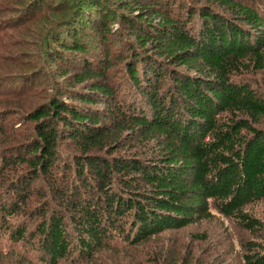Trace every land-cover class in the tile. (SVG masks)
I'll list each match as a JSON object with an SVG mask.
<instances>
[{
	"label": "trees",
	"instance_id": "obj_1",
	"mask_svg": "<svg viewBox=\"0 0 264 264\" xmlns=\"http://www.w3.org/2000/svg\"><path fill=\"white\" fill-rule=\"evenodd\" d=\"M208 1L229 16L211 5L176 14L174 0H157L162 7H148L149 20L132 26L142 47L126 63L137 104L99 82L78 101L53 98L29 111L33 132L12 133L14 162L27 172L0 177L13 186L0 199L4 264H97V254L121 252L114 242L132 246L222 218L253 235L264 231V91L248 76L264 70V7ZM93 4L105 21L114 13ZM92 27L102 43L111 32L99 20ZM83 34L75 28L56 38L54 59L79 58L87 75L96 61L109 80V50L93 56ZM125 132L142 152L117 153ZM64 144L76 152L62 155ZM38 178L59 197L50 211L46 202L29 204ZM241 247L244 264H264V241ZM167 264L176 262L168 257Z\"/></svg>",
	"mask_w": 264,
	"mask_h": 264
},
{
	"label": "rangeland",
	"instance_id": "obj_2",
	"mask_svg": "<svg viewBox=\"0 0 264 264\" xmlns=\"http://www.w3.org/2000/svg\"><path fill=\"white\" fill-rule=\"evenodd\" d=\"M96 1L103 4L106 13L114 12L108 15L106 21L102 13L97 11L98 7L93 4ZM156 1L0 0V177L7 178V175L13 177L17 176V173L27 172L25 165L14 162L13 157L17 156L15 152L17 149L16 144L13 143L15 136L12 133L33 132L34 123L27 118L33 106L48 103L53 98L78 101L80 91H91L94 84L99 82H107L110 86L119 89L121 99L138 103L139 93L134 89L132 80L127 74L126 65L131 50L142 48L135 36L138 31L132 26L140 28L146 17V20H149L151 13L148 7L155 5L162 7ZM174 1L176 6L172 7L176 10V14L179 7L195 11L200 7L211 5L216 11L225 12L229 16L226 9L208 0ZM236 1L264 7V0ZM258 10L264 15V10L260 7ZM96 20L107 23L111 30L103 43L100 35L97 36L96 28L92 27L96 24ZM75 28L80 31L84 29L85 34L82 35L81 41L93 56L102 58L103 51L105 53L109 50L106 62L109 80L99 77L100 74L97 72L101 67L96 61L94 63L96 66L87 68L93 70L95 74L87 75L88 71L79 58L76 61L67 56L62 57L63 59L59 56L58 61L54 59L56 53L53 46L57 44L56 38L66 36V31ZM248 76L255 86L264 91V70L251 72ZM98 104L96 106L98 109H105V103ZM139 141L134 134L123 133L122 146L117 153L142 152V146L138 145ZM72 152L76 151L69 145L62 146V155L67 156ZM52 171L56 172L58 177L63 175L56 168ZM2 178H0V199L7 198L8 191L11 192L13 187ZM16 178L12 180L16 181ZM4 181L6 185L2 187ZM76 183L79 185L78 180ZM50 187L49 183L40 178L33 182L29 192L31 207L46 202L47 211H50L54 204L57 205L59 197L55 196ZM39 200L41 201L38 202ZM260 211L264 220V205H261ZM15 218L14 224L23 219ZM31 225L33 226V223ZM0 231H2L1 225ZM263 237L264 231L259 232V235H253L222 218L212 225L166 231L164 234L152 236L132 246L114 242L112 245L121 252L116 251L114 254L105 250L97 254L94 261L97 264H167L168 257H173L176 264H244L241 259L243 254L241 242L252 239L264 241ZM163 257L167 258L166 262ZM1 258L0 264L9 263ZM19 262L20 260L16 259L10 264Z\"/></svg>",
	"mask_w": 264,
	"mask_h": 264
}]
</instances>
